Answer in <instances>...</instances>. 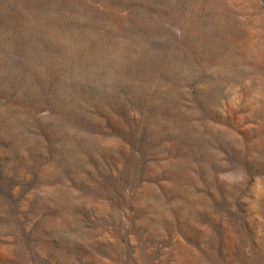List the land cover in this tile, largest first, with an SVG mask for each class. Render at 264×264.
<instances>
[{"label":"rangeland","instance_id":"374dc122","mask_svg":"<svg viewBox=\"0 0 264 264\" xmlns=\"http://www.w3.org/2000/svg\"><path fill=\"white\" fill-rule=\"evenodd\" d=\"M0 264H264V0H0Z\"/></svg>","mask_w":264,"mask_h":264}]
</instances>
